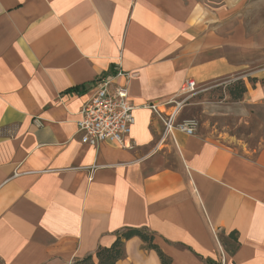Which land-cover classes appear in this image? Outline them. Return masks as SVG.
Segmentation results:
<instances>
[{
	"label": "crops",
	"instance_id": "0c3cea01",
	"mask_svg": "<svg viewBox=\"0 0 264 264\" xmlns=\"http://www.w3.org/2000/svg\"><path fill=\"white\" fill-rule=\"evenodd\" d=\"M256 2L0 0L4 264H73L131 228L173 264H264V132L252 147L178 128L162 139L144 106L168 111L189 79L242 75L239 103L264 123V82L248 80L264 79ZM118 67L133 73L118 80L136 106L126 145L83 143L81 109ZM123 251L116 264H162L139 236Z\"/></svg>",
	"mask_w": 264,
	"mask_h": 264
},
{
	"label": "built area",
	"instance_id": "2783aa9c",
	"mask_svg": "<svg viewBox=\"0 0 264 264\" xmlns=\"http://www.w3.org/2000/svg\"><path fill=\"white\" fill-rule=\"evenodd\" d=\"M132 75L133 73L124 72L118 67L115 73L95 79L94 93L83 105L81 116L77 121V130L83 143L98 145L105 141H113L122 146L126 145L125 140L136 120L134 113L136 106L131 102L128 85L121 84L118 80L125 77L127 81ZM196 86L195 80H186L181 94L166 103L170 106L168 111H164L158 103L144 105L153 109L163 120L165 127L162 139L172 135L176 128L187 134L195 133L196 120L186 119L179 122L177 116L188 99L186 95L195 91ZM35 122L39 126L42 125L40 119H36Z\"/></svg>",
	"mask_w": 264,
	"mask_h": 264
},
{
	"label": "rangeland",
	"instance_id": "374dc122",
	"mask_svg": "<svg viewBox=\"0 0 264 264\" xmlns=\"http://www.w3.org/2000/svg\"><path fill=\"white\" fill-rule=\"evenodd\" d=\"M258 1L261 2L254 3L247 13L249 20L253 22L264 20V0ZM241 76L232 75L197 83L195 91L186 95L188 99L177 120H196L195 133L220 136L237 145L256 146L264 132V123L251 109L239 103L241 99L233 100L227 90V84Z\"/></svg>",
	"mask_w": 264,
	"mask_h": 264
},
{
	"label": "trees",
	"instance_id": "16d2710c",
	"mask_svg": "<svg viewBox=\"0 0 264 264\" xmlns=\"http://www.w3.org/2000/svg\"><path fill=\"white\" fill-rule=\"evenodd\" d=\"M248 80L253 85L259 81L264 82V79H258L256 77H248ZM227 90L233 100L242 99L248 90L246 80L241 77L235 79L233 82L227 84ZM132 236L141 237L148 248L155 249L161 258L162 264H173L171 257L165 254L154 242V234L139 228H131L120 232L111 246H100L95 254L79 259L73 264H95V258L97 259L96 264H116L117 260L123 256L125 240L131 238ZM0 264L4 263L0 260Z\"/></svg>",
	"mask_w": 264,
	"mask_h": 264
}]
</instances>
